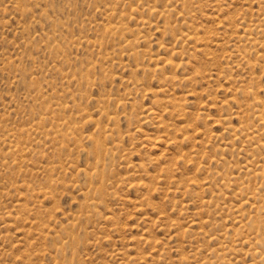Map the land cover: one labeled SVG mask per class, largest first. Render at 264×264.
Returning <instances> with one entry per match:
<instances>
[{
  "label": "rangeland",
  "instance_id": "obj_1",
  "mask_svg": "<svg viewBox=\"0 0 264 264\" xmlns=\"http://www.w3.org/2000/svg\"><path fill=\"white\" fill-rule=\"evenodd\" d=\"M0 264H264V0H0Z\"/></svg>",
  "mask_w": 264,
  "mask_h": 264
},
{
  "label": "bare ground",
  "instance_id": "obj_2",
  "mask_svg": "<svg viewBox=\"0 0 264 264\" xmlns=\"http://www.w3.org/2000/svg\"><path fill=\"white\" fill-rule=\"evenodd\" d=\"M257 103H258V102H257ZM255 138H256V137H255ZM97 146H99V144H98ZM97 148H98V147H97ZM100 148H101V147H100ZM256 148H257V146H256ZM97 150H98V149H97ZM99 152H100V150H99ZM99 152H98V153H99ZM262 209H263V208H262Z\"/></svg>",
  "mask_w": 264,
  "mask_h": 264
}]
</instances>
